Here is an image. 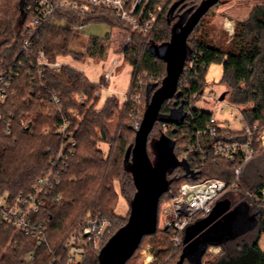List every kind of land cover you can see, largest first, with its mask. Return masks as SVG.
Segmentation results:
<instances>
[{
    "label": "trees",
    "instance_id": "obj_1",
    "mask_svg": "<svg viewBox=\"0 0 264 264\" xmlns=\"http://www.w3.org/2000/svg\"><path fill=\"white\" fill-rule=\"evenodd\" d=\"M202 1L167 0L162 15L148 35L132 32L125 24L101 10L88 17L86 26L106 23L112 30H123L130 36V41L124 43L122 50V58L132 68L127 92L129 97L135 92L139 76L143 79L148 76L150 79L139 88L144 102L149 85L154 86L153 91L161 86L166 76V64L156 59L149 47L169 41L171 29L179 17L186 11L191 14ZM30 19L31 15L25 6L21 8V0H0V74H17L5 107V114L14 115L12 126L6 131V126L0 124V193L13 198L32 190L38 175L50 166L64 143L58 128L65 120L68 121L67 130L72 133L77 147L60 189L62 201L59 204L47 203L43 210L41 217L46 225L45 242L39 245L33 239L16 235L14 230L0 225L1 264H57V258L65 263V247L71 234L83 227L88 219L110 223L111 229L103 239L104 246L128 220L116 214L119 197L127 200L130 210V202L136 192L124 159L127 150L135 142L136 129L131 118L138 111L137 103H121L118 97L111 96L98 108L100 97L95 93L100 89V84L91 82L84 73L70 65L64 64L59 72L46 70L40 76L35 66L39 51H43L52 62L66 58L82 62L84 55L71 50L73 33L68 28L50 25L54 19L73 21L70 12L58 11L32 39L33 48L27 58L28 55L21 52ZM198 27L199 24L188 38L190 53L185 66L192 63L189 74L180 77L175 97L163 104L161 113L168 114L182 103L186 106L194 93H202L207 89L208 68L216 63L223 68L221 84L225 87L228 101L242 108L249 125L260 122L263 126L264 3L255 6L247 19L236 22L229 49L211 46L204 37L194 39L193 34L198 31ZM89 40L86 54L101 57L105 53L104 40ZM53 94L59 100L60 112L52 101ZM210 116L208 112L197 113L196 120L190 126L169 125L166 135L175 141L177 157L181 155L187 136L197 127L201 128ZM20 121L26 125L22 126ZM115 121L117 125L112 131L109 125ZM162 134L163 124L156 123L148 141L152 160L156 158L153 143ZM99 142L108 145V156L103 155L98 147ZM251 162L252 176L243 181L241 175L238 190L257 192L264 188V152L260 151L251 159L243 167L242 174ZM190 166L191 175H186L182 167L168 175L170 191L160 199L159 214L163 204L178 197L185 183L220 179L229 190L233 185L235 163L207 159L198 169L191 162ZM251 183H255V186L247 188ZM248 204L250 214L256 221L255 227L233 237L208 239L196 262H192L183 252L184 234L182 246L176 250L170 241V233L159 231L158 228L155 234L143 238L137 251L148 238L155 242L153 244L162 242L163 245L155 251L154 264H264V252L259 244L264 233V212L252 201ZM202 220L205 218L195 221ZM211 247L221 248V254L217 260L203 263ZM31 254L35 255V259L29 263L27 257ZM98 254L99 251L90 246L81 264H99Z\"/></svg>",
    "mask_w": 264,
    "mask_h": 264
},
{
    "label": "built area",
    "instance_id": "obj_2",
    "mask_svg": "<svg viewBox=\"0 0 264 264\" xmlns=\"http://www.w3.org/2000/svg\"><path fill=\"white\" fill-rule=\"evenodd\" d=\"M167 0H25L26 11L31 15L29 27L26 30V39L22 47V54L30 56L33 48L32 39L39 29L44 26L58 11L70 12L73 21L54 19L50 25L66 27L74 35L86 27L88 17L98 11H104L129 27L132 32L148 35L155 27L162 15ZM228 31L233 34V28ZM130 41V36L125 43ZM18 58V57H17ZM64 63L60 60L50 61L43 51H39L36 57V68L39 75L43 76L46 70L59 72ZM118 62L113 63V69ZM192 63L184 67L183 74H189ZM106 71L105 80L110 81L114 71ZM17 74L9 72L0 74V124L6 126V131L12 126L14 115L5 114L6 102L11 91L12 82ZM181 75V76H182ZM143 82L139 81L134 94L129 97L126 93L124 103L134 101L138 103L142 96L139 88ZM103 87V86H102ZM100 97V89L95 93ZM221 95L205 89L202 93H194L185 106L186 119L184 124L190 126L196 120V114L202 112L211 113L201 128L187 136V142L182 146L180 160H185L194 165L196 169L203 165L207 159L225 160L236 164L234 169V182L230 190L226 183L220 179H206L194 183H185L178 197L162 205L158 218V230L170 233V241L176 250H179L183 242L185 230L197 219L207 218L216 203L228 192L237 191L240 186V177L243 167L253 159L260 151L264 152V125L256 122L253 125L247 123L241 107L231 104L226 99L220 100ZM81 99V97H80ZM52 101L59 107V100L53 94ZM215 106L214 110L210 109ZM228 111L227 116L219 115ZM224 117V118H223ZM25 126L24 121H20ZM141 122H137L136 130ZM68 121L58 128V133L64 139L57 156L50 166L42 171L36 178L35 184L29 193H19L13 198L6 193H0V225L6 229L14 230L16 235H23L36 241L39 245L45 242L46 225L42 219V213L47 203L59 204L62 201L63 180L68 173L70 160L76 154L77 143L71 132L67 130ZM168 124H163L164 134L169 129ZM47 132V131H46ZM190 160V162H189ZM191 169V166H190ZM192 171V170H191ZM244 199L249 203L259 205L264 212V188L257 192L245 191ZM111 228L110 223L94 219L86 220L83 227L73 232L65 247L66 262L56 259L57 264H81L90 246L100 251L103 247V239ZM221 254V248L211 247L207 253V262H213ZM35 255L27 257L29 263L33 262ZM0 260V264H1ZM156 256L150 247L142 251V259L139 264H154ZM53 264V263H52Z\"/></svg>",
    "mask_w": 264,
    "mask_h": 264
},
{
    "label": "water",
    "instance_id": "obj_3",
    "mask_svg": "<svg viewBox=\"0 0 264 264\" xmlns=\"http://www.w3.org/2000/svg\"><path fill=\"white\" fill-rule=\"evenodd\" d=\"M220 1L203 0L191 14L189 11L184 12L173 25L170 40L162 44H152L149 47L150 53L166 64V76L157 90L153 91L154 86L152 85L147 87L145 112L140 127L136 130L134 145L127 150L124 159V165L132 176L136 192L130 202V213L126 224L120 227L99 251V264H127L138 250L143 238L153 235L157 231L160 199L163 194L170 191L171 182L168 180V175L179 167L183 168L186 175L192 174L189 163L176 156L174 140L166 134H162L153 143L156 153L155 160H152L149 155L148 141L156 123L176 126L184 124L187 114L183 103L179 107L171 109L168 114L161 113V108L177 93L179 79L190 53L189 36L202 18ZM24 6L25 0H21V8ZM225 98L226 93H223L220 100ZM227 208V203H219L210 218L198 222L186 230L184 242L193 243L197 239L204 246L209 239L206 233L211 229L213 232L221 234L222 238L236 236H232L230 232L226 234L225 228L237 222L241 216L240 210L244 211L243 208L237 211V219L233 222L228 219L225 223H217L207 229L215 218ZM255 225L256 221L251 228L243 230L240 234L253 229ZM221 231L223 233H220ZM183 260L184 257H182Z\"/></svg>",
    "mask_w": 264,
    "mask_h": 264
},
{
    "label": "rangeland",
    "instance_id": "obj_4",
    "mask_svg": "<svg viewBox=\"0 0 264 264\" xmlns=\"http://www.w3.org/2000/svg\"><path fill=\"white\" fill-rule=\"evenodd\" d=\"M264 3V0H221L215 7H213L200 21L198 31L193 34L194 39L198 37H204L207 43L211 46L218 47L220 49H229L230 41L232 39L233 34H231L227 28L232 30L233 33L236 27V22L243 21L247 19L252 9ZM128 34L119 29H111L108 24L100 23L86 26L78 35H74L70 48L77 54L84 55V59L82 62L72 61L73 64L82 71V73L92 74L95 70L104 74L105 71H108V64H113L116 60H120V63L115 71V75H123L126 74V70L129 67V64L124 61L122 57L123 45L126 41ZM90 38H96L100 40H104L105 53L100 57L98 56H89L86 54V49L89 45ZM85 75V74H84ZM223 77V68L220 64H212L207 71L206 81L208 84L207 93L211 91L216 92L218 95H222L225 92V87L221 84V80ZM138 82L141 81L143 84L150 81L149 77L147 79H143L137 77ZM149 80V81H148ZM227 101L229 100L226 96ZM101 102L99 104H104L103 98H100ZM138 111L131 118V123L136 129L137 122H141L144 112H145V102L143 98L136 104ZM215 106H211L210 109L214 110ZM228 111H225L224 114L219 115V118L222 116H227ZM224 118V117H223ZM117 125V121L110 124L109 127L112 131L115 130ZM98 147L103 152V155L106 157L109 153V147L107 144H103L101 142L98 143ZM253 162L248 164L242 174L243 181H246L252 176L251 166ZM116 190L119 192V187L117 183L115 184ZM255 186V183H251L247 188H251ZM244 192L242 190L237 191H229L227 192L220 202L230 203L235 206V210L228 215L229 220L233 222V220L237 219V211L246 206L247 201L244 199ZM130 213L129 205L127 200L123 197H119L116 214L121 218H128ZM124 219V220H125ZM120 220V221H124ZM229 226V225H228ZM227 226V227H228ZM231 226V224H230ZM226 229V234L230 232V234H234L237 232V229ZM111 229V228H110ZM228 229V230H227ZM117 231V230H116ZM115 231V232H116ZM114 232V233H115ZM113 233V234H114ZM209 239H218L221 234H217L215 232L209 231L206 233ZM233 236V235H232ZM155 242L150 239H146L142 243V247H140V251H137L135 257L130 261V264H139L142 259V251L146 248L150 247L151 250L158 251L160 247H162V242L160 244H153ZM193 244V245H192ZM260 247L264 252V233L260 237L259 241ZM141 246V245H140ZM203 250V245L201 241L197 239L193 241V243H183V252L184 254L192 261L196 262L198 257L201 255ZM220 256V255H219ZM209 258L207 256L204 257L203 263L207 262Z\"/></svg>",
    "mask_w": 264,
    "mask_h": 264
},
{
    "label": "crops",
    "instance_id": "obj_5",
    "mask_svg": "<svg viewBox=\"0 0 264 264\" xmlns=\"http://www.w3.org/2000/svg\"><path fill=\"white\" fill-rule=\"evenodd\" d=\"M120 58H122V57H120ZM72 61H73L72 59L66 58L62 62L66 65H70L71 67L81 71L80 69H78L73 64ZM116 61L118 62V65H119L120 60H116ZM117 67H115V69H113V64L112 65L108 64V69H109L108 71H110L112 69L114 71V74H113L112 78L110 79V81L105 80L104 74L106 71L104 72L103 75L101 72H99L97 70H95L92 74L84 73L85 76L91 82L100 84V98L102 96L104 103H105L106 99L111 97V96L118 97L120 102L123 103L124 97H125L126 93L128 92L129 87H130L131 77H132V68L129 66L128 69L126 70V74L118 76V75H115V71H116ZM100 102H101V100H100ZM102 106H103V104H101V105L99 104L98 108H101ZM221 200H222V198L216 203V205L213 209V212L207 218H205V220H207L208 218H210L213 215V213H214V211H215V209L219 203H224V202H220ZM227 206H228V208L226 210H224V212L220 216L215 218V220L208 226L207 229L211 228L212 226L216 225L217 223H225L228 221V219H229L228 215H230L233 212V210H235L236 208L234 205H232L230 203H227ZM243 209H244V211L240 210L241 216L237 220V222L234 223V225H231L228 227V229H231V230H233V229L238 230L237 232H235L232 235H239L243 230L251 228V226L255 223L254 217L250 214V211H249L250 207H249L248 203L246 204V206L243 207ZM202 221H204V220H202ZM198 222H201V221H195L190 226H192ZM186 230L184 232V235H186Z\"/></svg>",
    "mask_w": 264,
    "mask_h": 264
}]
</instances>
